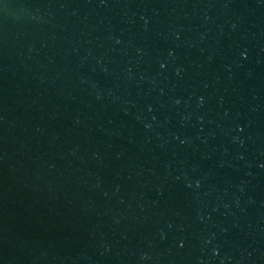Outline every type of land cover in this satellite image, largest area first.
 I'll return each mask as SVG.
<instances>
[{"label":"water","instance_id":"water-1","mask_svg":"<svg viewBox=\"0 0 264 264\" xmlns=\"http://www.w3.org/2000/svg\"><path fill=\"white\" fill-rule=\"evenodd\" d=\"M0 264H264V0H0Z\"/></svg>","mask_w":264,"mask_h":264}]
</instances>
